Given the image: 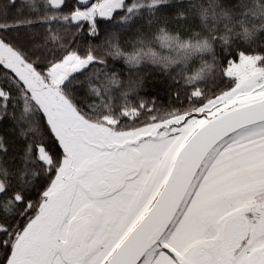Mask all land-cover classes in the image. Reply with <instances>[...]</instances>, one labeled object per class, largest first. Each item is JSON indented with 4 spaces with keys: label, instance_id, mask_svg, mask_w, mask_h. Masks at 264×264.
Returning <instances> with one entry per match:
<instances>
[{
    "label": "snow or ice",
    "instance_id": "obj_1",
    "mask_svg": "<svg viewBox=\"0 0 264 264\" xmlns=\"http://www.w3.org/2000/svg\"><path fill=\"white\" fill-rule=\"evenodd\" d=\"M163 3L0 4V264H264V0L193 5L207 36L122 50ZM108 57L178 66L174 101Z\"/></svg>",
    "mask_w": 264,
    "mask_h": 264
},
{
    "label": "trees",
    "instance_id": "obj_2",
    "mask_svg": "<svg viewBox=\"0 0 264 264\" xmlns=\"http://www.w3.org/2000/svg\"><path fill=\"white\" fill-rule=\"evenodd\" d=\"M4 2L5 0H0V4ZM210 2L211 0H164L154 16L149 12H145L136 19L131 27L120 31L119 43L122 50L131 51L138 37L150 40L158 27H167L172 34L179 35L183 39L190 38L194 32L200 33L198 38L207 36L208 28L201 21L197 7H193V5L207 7ZM220 3L223 4L224 0H220ZM181 10L184 11L185 15L178 18L177 13ZM32 27L42 30L44 25L34 24ZM208 27H211V21L208 22ZM234 39L241 40L242 38L234 37ZM151 46L158 52L162 51L155 41H152ZM217 47L218 44L214 40L213 53ZM104 48H107V44H104ZM213 53H204L193 57L189 62V68L200 67L201 59L212 62ZM104 71L109 74L115 73L122 84H126L130 80L141 81L143 88L140 90V95H150L165 106L174 101L172 92L180 87V77L176 75L178 66L165 70L160 65L153 64L148 60H144L137 65H129L122 57H108Z\"/></svg>",
    "mask_w": 264,
    "mask_h": 264
}]
</instances>
